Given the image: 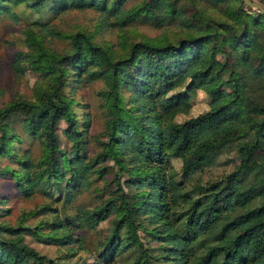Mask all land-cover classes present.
Returning a JSON list of instances; mask_svg holds the SVG:
<instances>
[{"label":"trees","instance_id":"obj_1","mask_svg":"<svg viewBox=\"0 0 264 264\" xmlns=\"http://www.w3.org/2000/svg\"><path fill=\"white\" fill-rule=\"evenodd\" d=\"M27 1L35 10L48 2L55 14L91 8L120 27L146 17L182 28L121 41L119 49L94 32L49 28L67 39L61 50L27 28V62L39 78L30 97L17 94L0 104V161L13 163L0 165V174L26 197L70 195L95 173H112L114 189L94 205L77 206L75 215L52 205L54 196L14 223L0 219V264H264V14L242 0ZM13 2L0 0V10L16 19ZM20 62L13 63L17 72ZM98 79L105 139L89 155L83 136L90 116L78 113L82 102L73 94L78 84ZM218 84L229 88L226 96L212 91ZM199 89L209 94L208 109L176 120ZM19 126L40 142L37 157L18 151ZM65 133L69 146L61 143ZM233 142L238 162L229 172L195 179ZM173 159L181 162L179 178ZM31 214L46 218L25 222ZM104 220L108 232L89 253L91 263L69 262L74 245L87 249L74 223L90 229ZM27 235L65 251L48 258Z\"/></svg>","mask_w":264,"mask_h":264},{"label":"rangeland","instance_id":"obj_2","mask_svg":"<svg viewBox=\"0 0 264 264\" xmlns=\"http://www.w3.org/2000/svg\"><path fill=\"white\" fill-rule=\"evenodd\" d=\"M14 1L9 4L10 12L16 14V19H12L6 9L0 10V104H3L10 100L14 95L21 94L30 97L32 94V86L39 73L34 72L31 66L27 62L26 46L24 44V37L26 30L29 27H34L38 33L44 34L45 40L49 43V46L54 49L61 50L66 48L67 39L60 38L56 35H51L49 28L55 29L57 32L69 33L77 29H84L95 33V38L100 42H110L117 49L121 48V41L134 40L143 38L146 36L161 35L168 33L174 35L181 25L178 21L175 24L168 22L165 25H156L149 18L142 17L141 19L127 22L122 27L113 24L114 18L105 17V15L91 8L84 9H68L63 12L55 14L50 7V3L46 2L45 6L41 10H35L29 5L27 0H11ZM133 0H129L126 6H130ZM263 4L264 0H256ZM32 24H38L35 26ZM16 59H19L20 68L19 72L13 67V63ZM103 81L100 79L94 80L91 83L84 85L78 84L80 87L75 89L74 96L82 103L78 107V113L80 114L87 111L90 116V124L88 131L83 136L86 143L88 154H93L100 146V142L105 139L103 134L104 123L103 114L100 109V98L97 93L103 86ZM186 83L174 90H169L167 97L173 98L176 93H180L184 90ZM219 85V84H218ZM212 91L220 93L222 96H226L229 88L214 86ZM208 92H204L199 89L189 99L188 105L190 106L188 112H179L176 115V120L182 121L189 116H194L202 111L208 109ZM185 103V100H180ZM82 110V111H81ZM65 128V130H64ZM60 132L66 133V125L61 122L59 126ZM18 132L21 133V140H17L18 151L20 153L28 150L32 158L37 157L41 151V144L38 140L29 139L22 133V128L18 127ZM66 133L61 136V143L69 146V141L66 139ZM238 162V154L236 151V144L233 142L228 146H224L212 158L210 164H206L203 168L197 170L194 174L195 179L208 182L211 179L220 177L222 174L229 172L233 166ZM13 165L8 158H1L0 165L4 164ZM111 163L110 161L107 162ZM181 162L179 159H173V170L179 171L177 178L180 174ZM112 173H108L104 176H98L96 173L92 175L91 184L86 186L81 184L76 188H72L71 194L68 195L65 191L55 192L54 196H57L56 201L52 205H57L63 214L75 215L77 206H90L100 202L106 197L111 190L114 189V183L112 182ZM13 180L5 175L0 174V199L3 202L0 219H4L10 223H14L17 219L21 218L24 213H27L31 209H37L40 205L48 203L51 198H46L41 192H36L32 196L26 197L19 193L14 188ZM186 181V180H185ZM187 182V181H186ZM101 195V196H99ZM66 198L68 199L67 201ZM68 211V212H67ZM29 215L25 218V222L36 223L42 217L46 216H33ZM42 218V219H44ZM74 233H78L84 238V246L87 249L77 250L76 246L73 249L77 251L75 254L68 258L69 262L77 263L81 260H85L91 263L94 247H96L97 241L102 239L108 232V222L106 220L101 221L96 228L86 229L79 226L77 222L74 223ZM27 241L38 249L40 252L45 253L48 258H55L57 254L65 251L58 245L46 244L37 241L33 236L27 235ZM86 257V258H85ZM50 264V263H48Z\"/></svg>","mask_w":264,"mask_h":264},{"label":"water","instance_id":"obj_3","mask_svg":"<svg viewBox=\"0 0 264 264\" xmlns=\"http://www.w3.org/2000/svg\"><path fill=\"white\" fill-rule=\"evenodd\" d=\"M246 5L262 12L264 14V6L262 3L256 0H242Z\"/></svg>","mask_w":264,"mask_h":264}]
</instances>
